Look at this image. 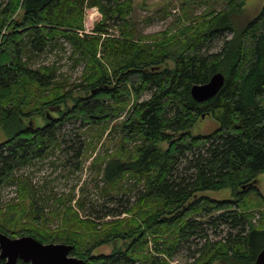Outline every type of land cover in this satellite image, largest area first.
Returning a JSON list of instances; mask_svg holds the SVG:
<instances>
[{"label":"trees","instance_id":"trees-1","mask_svg":"<svg viewBox=\"0 0 264 264\" xmlns=\"http://www.w3.org/2000/svg\"><path fill=\"white\" fill-rule=\"evenodd\" d=\"M101 1L1 3L0 128L8 138L0 145V191L14 183L18 171L62 148L65 125L81 123L103 133L110 127L119 139L112 153L93 162L98 185L106 188L103 196L113 200L126 180L132 189L124 195L135 198H120L122 210L106 207L104 215L59 199L62 216L52 215L59 225L52 229L37 189L24 180L17 184L19 201L0 209V233L69 245L84 264H171L184 246L201 242L194 264H257L264 250V195L257 187L264 175V5L257 16L238 23L247 0H225L230 3L222 11L199 23L155 35L137 30L132 1L107 0L108 9ZM87 7H99L103 20L93 33L80 34ZM223 37L222 48L212 51ZM59 40L84 65L75 93L59 80L56 65H32ZM215 73L225 76L222 90L196 102L192 86L208 83ZM36 116L45 126L25 124ZM203 116L219 127L195 136L191 128ZM82 140L78 148H66L77 158L92 148ZM222 190H231L232 198L200 195ZM222 225L235 233L211 241L208 229L217 235ZM109 244L111 254H95Z\"/></svg>","mask_w":264,"mask_h":264},{"label":"rangeland","instance_id":"rangeland-1","mask_svg":"<svg viewBox=\"0 0 264 264\" xmlns=\"http://www.w3.org/2000/svg\"><path fill=\"white\" fill-rule=\"evenodd\" d=\"M113 1V0H112ZM121 2H128L129 0H120ZM133 4L134 16L137 21L136 28L142 34H158L168 32L169 29L174 28L173 31L181 29V27H188L190 25L199 23L203 17L211 12H220L230 2L225 0H130ZM102 6L107 9L110 8L111 4L107 0L101 1ZM4 3V0H0ZM264 5V0H247L243 8V17L238 19V23L245 22L257 16ZM97 9L99 13L98 21L96 24L103 20V14L99 7H87L84 12V23L87 19L86 10ZM242 14V13H240ZM88 16V14H87ZM20 17V15L18 16ZM111 24L114 21H110ZM95 24V25H96ZM85 25V24H84ZM177 27V28H176ZM85 29V26H84ZM111 33L115 36L118 35L116 29H111ZM6 33V29L3 34ZM93 33L90 32L88 34ZM225 39L231 37L230 34L224 36ZM224 37L216 40L212 46V51H219L224 44ZM228 37V38H227ZM76 60L71 58V48L64 40H59L55 47H52L42 54L34 57L32 65L39 67L40 65H56L58 68L57 74L59 75L60 81H66L67 87H71L74 93L77 92L75 89L76 85L80 83V78L83 72L84 65L76 64ZM76 90V91H75ZM79 95H85L84 92L78 93ZM150 97V94L144 95L141 100H146ZM71 105V101L68 103ZM62 109H65L63 107ZM49 113H53L49 111ZM54 117H58V113L53 114ZM124 118V117H123ZM25 124H32L38 127H43L46 124V120L40 116L34 118H25ZM219 127V124L211 117L203 118L193 128L191 133L197 135H210L215 132ZM93 129V130H92ZM90 128L81 126V123L67 124L62 130V138L66 140L62 148L57 149L53 154L45 161H39L26 169L18 171L15 176L14 183L3 187L0 191V209H6L13 202L19 201L18 186L17 184L30 182L37 189V202L39 206L44 207V213L51 219V228L55 229L59 225L57 224V217H53L55 213L60 214L61 205L57 203V200L62 199L63 202H67L71 199L72 205L77 206L79 202L86 204L87 212L93 213L99 212V215H104L106 207L111 209L122 210V203L119 202L120 198L124 200L133 201L135 195L127 194L132 189V183L130 181L123 182V188L119 191V195L111 198L104 197L105 185L98 181V167H93L95 162L100 156L103 158L107 153H112L117 146L118 138L115 140L111 136L110 127L103 133L102 128ZM85 131L83 136L82 133ZM81 135V137H79ZM99 137L100 138L99 142ZM8 136L7 133L0 128V145H2ZM82 139L92 145V148H88V152L78 158L73 153V149L67 150L68 146H72L75 149L82 143ZM99 142V143H98ZM89 144V145H90ZM66 149V150H65ZM75 156V157H74ZM80 162V164H78ZM22 180V182H21ZM20 182V183H19ZM98 185V186H97ZM257 187L264 195V175H259L257 179ZM231 190H222L218 192L208 191L200 195L209 196L215 200H227L232 198ZM42 197L40 198L39 197ZM263 210V209H262ZM86 216L84 212L81 213ZM214 213L213 216H217ZM118 217H107L104 222L116 220ZM101 221V220H97ZM258 221V220H257ZM102 222V221H101ZM257 223V222H254ZM209 226L207 227V229ZM230 226L222 225L218 229L217 235L211 228L208 229V235H210L211 241H218L228 236ZM235 233V232H232ZM121 243H118L120 245ZM200 244L192 243L191 246L186 245L180 252L173 258L171 264H194L195 259L199 257V254L195 256V250L200 248ZM113 251L111 244L100 247L95 251L96 255H109ZM195 256V257H194Z\"/></svg>","mask_w":264,"mask_h":264},{"label":"water","instance_id":"water-1","mask_svg":"<svg viewBox=\"0 0 264 264\" xmlns=\"http://www.w3.org/2000/svg\"><path fill=\"white\" fill-rule=\"evenodd\" d=\"M225 84V76L215 73L208 83L196 84L191 88V95L198 103H205L216 97ZM51 112L56 111L50 108ZM205 116H203L204 118ZM72 247L65 244H43L30 236L10 238L0 233V259L6 264L23 261L30 264H84V261L71 255ZM257 264H264V250L260 253Z\"/></svg>","mask_w":264,"mask_h":264},{"label":"built area","instance_id":"built-area-1","mask_svg":"<svg viewBox=\"0 0 264 264\" xmlns=\"http://www.w3.org/2000/svg\"><path fill=\"white\" fill-rule=\"evenodd\" d=\"M88 14V16H87ZM86 17L87 19L85 20V29L83 31L80 32V34H88L90 32H92L94 30L95 24L96 22L99 20V13L97 11V9H90V10H86ZM100 17H102V14L100 15Z\"/></svg>","mask_w":264,"mask_h":264}]
</instances>
